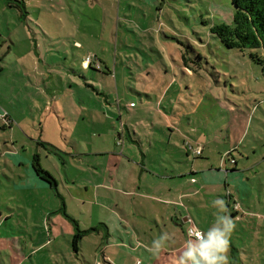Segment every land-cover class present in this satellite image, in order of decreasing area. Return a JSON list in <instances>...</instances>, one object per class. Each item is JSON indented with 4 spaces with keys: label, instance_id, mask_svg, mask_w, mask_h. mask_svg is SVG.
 <instances>
[{
    "label": "rangeland",
    "instance_id": "obj_1",
    "mask_svg": "<svg viewBox=\"0 0 264 264\" xmlns=\"http://www.w3.org/2000/svg\"><path fill=\"white\" fill-rule=\"evenodd\" d=\"M25 2L26 14L0 0V264H108L109 242L153 264L154 241L170 248L161 233L175 226L154 217L178 184L198 195L176 242L195 239L192 221L207 233L220 199L235 224L229 264H264V63L251 57L264 49L212 32L231 22L232 0ZM62 207L94 228L78 251ZM120 216L134 228L114 229Z\"/></svg>",
    "mask_w": 264,
    "mask_h": 264
},
{
    "label": "crops",
    "instance_id": "obj_2",
    "mask_svg": "<svg viewBox=\"0 0 264 264\" xmlns=\"http://www.w3.org/2000/svg\"><path fill=\"white\" fill-rule=\"evenodd\" d=\"M185 68L189 69L188 66L186 65H185ZM175 147H176V150L178 149V151L182 152V148H180L176 144H175ZM191 173H195V172H191ZM163 176H168V175L165 174ZM176 176H183V175L182 173L179 174L175 172L174 174L172 173L170 177L174 178ZM192 181H193L192 183H196V182L198 183V180L195 177L192 178ZM33 184L37 185V182L35 181ZM165 190L166 191L164 193V197L160 201L162 203L161 211L159 213H156V217H154V220L157 222L160 229H162V227L164 226L166 228H169V225L171 226V224L169 223V220H171V222L175 224V226H174V229L169 228L168 233H164V232L161 233L162 235L169 234V237L171 238L168 240L171 241V244H170L171 247L169 248L168 245L163 244V247L159 250V252L156 255H154L155 262L153 264H157V263L168 264L166 261L162 262L163 260H166V258H168L171 261V264H178L179 258L182 255L183 251L186 250L187 244L176 242L177 236H178L177 227H182L185 222L190 221V219H192V216H191L192 214H191V209H190L191 206L189 205L188 201L192 203L193 196L196 194L198 195V189L194 188V185H191V184H187L185 186H182V184H178V185H175L174 187L167 185ZM0 214L2 216V212H0ZM129 216H124V217L120 216L121 221L119 224L114 225V229L120 232V230H124L123 228H126L127 230H131V227L134 228V226L130 224L129 222L131 219L126 218ZM10 218H12V215H7L5 217V219H10ZM182 218H183V221L180 220ZM0 220L1 221L3 220V216L0 218ZM53 221H54L53 224L56 225L57 223L55 222L54 218H52V222ZM101 223L106 230L107 236H112L113 233H115L113 228H111L106 221L103 220V222ZM144 225L147 227H150L149 226L150 224L149 225L144 224ZM195 225L199 227L196 229L202 231V229H200V226H198L194 221L190 222L189 228H192V227L195 228ZM53 231L57 233L56 230H52V232ZM73 235H74V232H73ZM0 245L5 246V247L8 246L6 242L0 243ZM110 246L112 247L118 246L120 248V251H119L120 256H118L117 259L112 257V255H114V252L111 253V251H109ZM104 248H106V250L102 252L103 259L108 264H136L135 254L133 253V251H130L128 247L125 246V244H120V242L113 244L109 242L108 244L104 246ZM107 259L109 261H107ZM96 260L98 261L96 263L99 264L100 260L98 256H96Z\"/></svg>",
    "mask_w": 264,
    "mask_h": 264
},
{
    "label": "trees",
    "instance_id": "obj_3",
    "mask_svg": "<svg viewBox=\"0 0 264 264\" xmlns=\"http://www.w3.org/2000/svg\"><path fill=\"white\" fill-rule=\"evenodd\" d=\"M15 1L18 4L17 6L23 9V13L26 14L28 11L25 0ZM19 4H22V6H19ZM232 4L234 10L231 22H224L215 25L212 28V32L217 34L228 48H239L242 51L245 49H264V0H232ZM251 57L260 64L264 63V58L257 52L251 53ZM184 59L186 62V58ZM93 63L98 67L96 65L97 62H92L89 66ZM185 65L190 69L188 63H185ZM39 143L43 144L42 142ZM33 167L38 176L42 177L56 188L57 184L50 176L51 174L42 168L38 154L33 156ZM60 210H62V212H64L74 223L76 232L73 235L72 244L74 250L78 251V243L82 237L94 228H91L90 230H82L79 226L78 220L70 215L65 207L60 208Z\"/></svg>",
    "mask_w": 264,
    "mask_h": 264
},
{
    "label": "clouds",
    "instance_id": "obj_4",
    "mask_svg": "<svg viewBox=\"0 0 264 264\" xmlns=\"http://www.w3.org/2000/svg\"><path fill=\"white\" fill-rule=\"evenodd\" d=\"M219 206L216 224L207 233H195V239L187 242L186 250L179 258L178 264H229L230 237L235 224L227 215V208L223 200L213 202ZM162 237L154 241V254L163 247Z\"/></svg>",
    "mask_w": 264,
    "mask_h": 264
},
{
    "label": "built area",
    "instance_id": "obj_5",
    "mask_svg": "<svg viewBox=\"0 0 264 264\" xmlns=\"http://www.w3.org/2000/svg\"><path fill=\"white\" fill-rule=\"evenodd\" d=\"M92 62H93V60H92L91 56H88L86 58V60H85V65H89ZM96 65L99 66V63H96ZM0 118H6V115L3 114V113H0ZM197 152L199 154L201 153V151L199 149L197 150ZM197 232L203 233V231H200V230H198L196 228H193V227L192 228H189V230H188L189 237L195 238V233H197Z\"/></svg>",
    "mask_w": 264,
    "mask_h": 264
}]
</instances>
